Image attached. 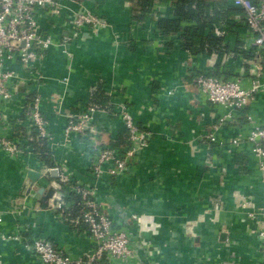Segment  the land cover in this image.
I'll use <instances>...</instances> for the list:
<instances>
[{
	"label": "crops",
	"instance_id": "crops-1",
	"mask_svg": "<svg viewBox=\"0 0 264 264\" xmlns=\"http://www.w3.org/2000/svg\"><path fill=\"white\" fill-rule=\"evenodd\" d=\"M62 2L69 8L87 7L106 19L110 29L94 33L83 28L72 36L61 17H39L42 28L65 45L49 49L31 70L19 64L12 66L21 78L13 81L12 97L2 109L23 131L26 123L21 109L26 99L39 93L52 137L50 144L58 145L50 149L53 164L64 165L75 180L95 182L102 208L114 226L130 237L132 257L122 262L104 257L97 264L263 262L257 232L263 220L264 176L256 169L247 145L234 150L225 142L239 132L246 133V114L264 121V92L246 107V114L237 115L229 122L231 126L215 132L222 145L210 142L206 135L224 109L199 92L195 76L212 70L223 57L190 54L182 48L179 33L162 32L158 21L174 16L170 0H156L141 21L132 15L131 0ZM238 16L232 13L226 20H234L236 36L249 48ZM218 27H213L214 33L219 32ZM236 62L240 65L243 61ZM255 64L264 80V63L257 55L250 69ZM36 71L42 77L37 81L33 79ZM96 87L109 96L114 108L113 113H95L93 125L101 131L103 143L109 144L124 132L123 120L115 112L118 103H126L134 121L150 135L126 171L97 179L90 170V144L75 135L70 143L65 144L63 138L65 112L84 109ZM17 141L26 144L22 139ZM20 162L32 168L43 163L30 150L18 158L0 153V264H44L22 240L1 238L16 228L29 239L50 241L63 253L85 255L90 238L84 225L57 209L54 201L50 207L41 208L27 200L28 195L23 197L24 167ZM45 165L43 173L50 176L52 165ZM50 182L66 201L67 192L59 185L58 176L51 177ZM20 194L22 200L16 205L13 198Z\"/></svg>",
	"mask_w": 264,
	"mask_h": 264
},
{
	"label": "built area",
	"instance_id": "built-area-1",
	"mask_svg": "<svg viewBox=\"0 0 264 264\" xmlns=\"http://www.w3.org/2000/svg\"><path fill=\"white\" fill-rule=\"evenodd\" d=\"M226 1L230 6L241 9L238 18H241L243 28L246 30L248 46L256 47L258 52L264 53V0ZM50 16L61 17L64 25L71 29L72 36L78 35L83 28L98 33L101 29L111 27L106 19L83 5L74 9L67 7L62 0H0V153L10 158H18L24 150L33 152L28 144L23 145L17 141L22 139L27 143L21 133L35 134L37 138L46 139L49 149L53 150V146H58L56 143L50 144L52 137L47 129L48 120L41 111L43 97L39 93L26 99L21 109L20 114H23V121L26 123L23 131L17 129L16 123L8 120L2 109V104L12 97L13 81L21 78L12 66L19 64L24 69L31 70L45 57L49 49L64 47L65 44L58 40L57 35L44 30L38 22L39 17ZM257 57L264 63L262 55L258 54ZM258 69L259 66L256 64L250 69L254 76H247L248 80L245 79L242 70L239 71V75L227 79L207 75L206 72L196 74L195 83L199 92L207 101L224 109L212 131L206 135L210 142L222 145L224 142L215 137V132L230 121H234L237 115L246 114L242 112V108L247 107L259 93L264 92V80L260 79ZM41 78L40 73L36 71L33 79L37 81ZM96 111L99 110L88 105L84 109L67 110L64 115L63 138L66 144L70 143L72 136L75 135L90 144L92 148L90 170L95 179L103 175L115 177L127 170L131 158L145 147L150 135L145 127L134 121L126 103H118L115 112L123 120L129 144L124 147L105 144L101 138V131L93 125ZM246 122V133L239 132L230 137L225 144L234 150L247 145L250 155L255 160L256 169L264 176V121H255L246 114ZM51 168L57 170L59 185L67 192L66 201L61 199L55 207L67 213L73 208L76 209L74 221L85 226L90 238L88 252L79 256L63 253L50 241L42 237L29 239L17 228L10 235L2 234L1 238L22 240L25 247H28L44 264H97L104 257L120 262L132 257L130 237L125 230L114 226L112 219L102 208L96 183L73 179L64 165L53 164ZM262 215L263 220L257 237L264 255V210ZM259 264H264V260Z\"/></svg>",
	"mask_w": 264,
	"mask_h": 264
},
{
	"label": "trees",
	"instance_id": "trees-1",
	"mask_svg": "<svg viewBox=\"0 0 264 264\" xmlns=\"http://www.w3.org/2000/svg\"><path fill=\"white\" fill-rule=\"evenodd\" d=\"M131 1L133 3L132 15L134 19L141 21L150 13L156 0ZM170 1L174 16L158 21V26L162 32L165 35L179 33L182 48L190 54H215L220 58L223 57V61H220L212 70L200 71L197 74L206 72L207 75L227 79L239 75V68L244 67V75L254 76L251 75L250 64L256 55L260 54L264 57V53L258 52L257 48L253 46L245 48L233 30L234 20L228 22L226 20L232 13L240 14V8L230 6L226 0ZM215 26H219L217 33L213 32ZM239 59L243 61L240 65L236 64ZM88 106L109 113H113L114 109L109 96L99 87L92 91ZM245 109L246 107L242 108V112L245 113ZM232 124L227 125L231 126ZM24 138L27 141L26 144L33 149L34 153L36 152L41 162L48 165L53 164L46 139L37 138L35 134L25 135ZM128 144L129 139L126 131L117 139L109 142L112 147H124ZM69 215L75 216L76 209H71Z\"/></svg>",
	"mask_w": 264,
	"mask_h": 264
},
{
	"label": "water",
	"instance_id": "water-1",
	"mask_svg": "<svg viewBox=\"0 0 264 264\" xmlns=\"http://www.w3.org/2000/svg\"><path fill=\"white\" fill-rule=\"evenodd\" d=\"M255 62H258V59H256ZM22 164L23 163L20 162L19 165L22 167ZM23 167V197L28 195L27 200H33L34 203H37V205H39L41 208L50 207L53 204V201L55 202L54 205L57 206L61 200V196L50 182L51 177H57V170L53 168L50 169V176H48L47 174L43 173V170L46 169V165L44 163H41L40 168L26 167V165ZM24 191L27 194H25ZM22 195L20 197L16 196L13 198L12 202L16 205H19L22 200L20 199L22 198ZM11 209L13 211L17 210L14 205L11 206Z\"/></svg>",
	"mask_w": 264,
	"mask_h": 264
}]
</instances>
